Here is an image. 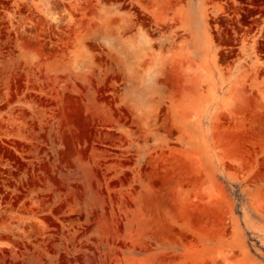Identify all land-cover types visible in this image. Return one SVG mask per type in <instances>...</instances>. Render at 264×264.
Returning a JSON list of instances; mask_svg holds the SVG:
<instances>
[{
    "label": "rangeland",
    "instance_id": "rangeland-1",
    "mask_svg": "<svg viewBox=\"0 0 264 264\" xmlns=\"http://www.w3.org/2000/svg\"><path fill=\"white\" fill-rule=\"evenodd\" d=\"M0 264H264V0H0Z\"/></svg>",
    "mask_w": 264,
    "mask_h": 264
}]
</instances>
